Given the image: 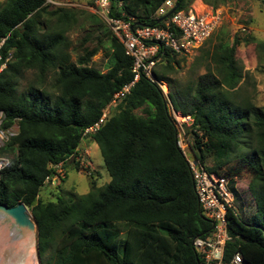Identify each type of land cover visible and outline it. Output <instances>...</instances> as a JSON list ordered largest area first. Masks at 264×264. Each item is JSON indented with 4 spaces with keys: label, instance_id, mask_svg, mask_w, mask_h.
<instances>
[{
    "label": "trees",
    "instance_id": "16d2710c",
    "mask_svg": "<svg viewBox=\"0 0 264 264\" xmlns=\"http://www.w3.org/2000/svg\"><path fill=\"white\" fill-rule=\"evenodd\" d=\"M165 1L111 0V14L134 18L135 28L164 26L173 15L172 9L156 15ZM190 1L176 0V11L189 9ZM92 16L108 37L106 72L90 65L98 48H84L72 61L68 32L78 21L72 7L50 0H6L0 6L2 52L5 57L12 53L0 74V131L17 126L0 146V157L12 156L0 170V202L26 204L37 225L39 256L53 251L50 264H202L193 243L209 237L214 224L199 203L173 107L194 117L184 127L207 170L249 179L256 211L245 219L230 209L232 239L225 259L240 252L246 264H264V105L238 92L240 41L218 38L208 53L214 69L210 63L195 89L165 95L142 75L85 139L86 128L134 78L133 58L124 44L98 15ZM175 55L161 48L167 64L165 71H154L160 81L167 82L174 70ZM86 140L98 145L110 182L98 187L92 180L91 190L74 199H41L53 165L64 161L66 174L71 160L80 169Z\"/></svg>",
    "mask_w": 264,
    "mask_h": 264
},
{
    "label": "rangeland",
    "instance_id": "374dc122",
    "mask_svg": "<svg viewBox=\"0 0 264 264\" xmlns=\"http://www.w3.org/2000/svg\"><path fill=\"white\" fill-rule=\"evenodd\" d=\"M6 0H0V6ZM197 1V3L195 2ZM200 5L198 10L205 11L214 8H224V16L220 27L205 42V44L191 55H175L171 65L173 71L167 75L168 90L175 91L178 88L188 86L195 89L199 77L206 72L207 66L211 63L208 53L212 52L214 44L220 36H226L230 41L237 38L240 43L237 46V61L242 72V80L238 86V92L242 96L252 99L257 105H264V0H191L192 4ZM202 3V4H201ZM54 5L70 6L77 13V23L68 32L73 44L70 53L73 62H77L84 48H98V52L92 57L90 65L106 72L109 62L108 37L101 23H98L92 15L96 14L93 0H55ZM99 16V15H98ZM100 19H102L99 16ZM167 63L161 59L156 65L157 71H165ZM32 73H27V78H32ZM112 107L110 108V110ZM138 113H141L138 110ZM17 131V126L12 130L2 133L0 131V146ZM180 132H182L180 128ZM191 140L194 139L190 135ZM182 134V141L187 145ZM90 141V140H89ZM89 151H83L84 163L80 169L75 167L74 162L70 163L66 169V174L56 186L51 183L45 184L40 192V198L46 201L57 200L59 196L67 199H74L77 194H85L91 190L92 180L98 187L110 182V174L104 164L101 152L97 144L90 141L87 144ZM188 156L192 154L189 148L186 149ZM12 156L4 155L0 159L9 160ZM82 159L77 157V159ZM209 162V164H211ZM89 167V169H88ZM93 173V176L91 175ZM228 182L229 188L235 195V208L245 219H248L256 211V202L248 187L249 179L237 180L229 174H223ZM231 178L233 180H231ZM235 180V181H234ZM53 251L49 250L42 259L38 253V264H50ZM1 255H5L3 250Z\"/></svg>",
    "mask_w": 264,
    "mask_h": 264
},
{
    "label": "built area",
    "instance_id": "2783aa9c",
    "mask_svg": "<svg viewBox=\"0 0 264 264\" xmlns=\"http://www.w3.org/2000/svg\"><path fill=\"white\" fill-rule=\"evenodd\" d=\"M176 0H166L157 10L156 15H165L170 9H174ZM50 2H54L51 1ZM96 13L102 18L106 25L124 44L126 52L133 58L132 71L134 78L125 84L123 88L114 95V99L106 108L101 118L93 125L86 128L84 138L96 133L100 126L106 121L110 108L117 105L125 94L145 75L152 82L157 83L165 95H168V84L160 81L154 71L161 60V48L167 47L179 55H191L215 33L220 27L224 16V8H212L201 11L193 5L189 9L174 11L173 15L165 22L164 26H141L134 27V18H119L112 16L111 0H93ZM6 38L0 40V74L7 68L12 58V53L6 57L2 50ZM179 130V145L186 155L192 171L196 194L204 215L213 221L214 231L207 238H196L194 247L200 254L202 264H246L240 252L235 253L230 260L225 259V248L232 239L228 231V213L235 208V195L229 188L224 176H219L206 169L195 157L188 140L184 124L191 125L194 117L184 116L171 107ZM180 128L182 132H180ZM2 133H4L2 131ZM14 134V133H12ZM182 134L187 137V145L182 141ZM192 152L188 156L186 149ZM79 159V158H78ZM9 163V160L0 159V170ZM64 161L53 165L55 172L47 176L45 184L51 183L56 186L65 177Z\"/></svg>",
    "mask_w": 264,
    "mask_h": 264
},
{
    "label": "bare ground",
    "instance_id": "6f19581e",
    "mask_svg": "<svg viewBox=\"0 0 264 264\" xmlns=\"http://www.w3.org/2000/svg\"><path fill=\"white\" fill-rule=\"evenodd\" d=\"M0 264H38L30 238L22 241L6 221L0 225Z\"/></svg>",
    "mask_w": 264,
    "mask_h": 264
},
{
    "label": "water",
    "instance_id": "95a60500",
    "mask_svg": "<svg viewBox=\"0 0 264 264\" xmlns=\"http://www.w3.org/2000/svg\"><path fill=\"white\" fill-rule=\"evenodd\" d=\"M176 7L172 10L174 12ZM6 221L22 241L30 238L38 257L37 225L25 203L8 206L0 202V225Z\"/></svg>",
    "mask_w": 264,
    "mask_h": 264
},
{
    "label": "crops",
    "instance_id": "0c3cea01",
    "mask_svg": "<svg viewBox=\"0 0 264 264\" xmlns=\"http://www.w3.org/2000/svg\"><path fill=\"white\" fill-rule=\"evenodd\" d=\"M196 3H197V1H195ZM196 3L195 4H192L196 9H200L199 8V6L200 5H196ZM202 4V3H201ZM90 141H92V140H90ZM89 140H86V141H84L83 143H82V145H81V147L87 152V151H89V147H87V144H89V142H90ZM98 146V145H97Z\"/></svg>",
    "mask_w": 264,
    "mask_h": 264
}]
</instances>
